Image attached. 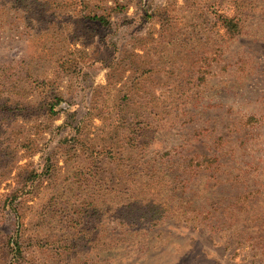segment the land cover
<instances>
[{
  "label": "rangeland",
  "instance_id": "374dc122",
  "mask_svg": "<svg viewBox=\"0 0 264 264\" xmlns=\"http://www.w3.org/2000/svg\"><path fill=\"white\" fill-rule=\"evenodd\" d=\"M0 264H264V0H0Z\"/></svg>",
  "mask_w": 264,
  "mask_h": 264
}]
</instances>
